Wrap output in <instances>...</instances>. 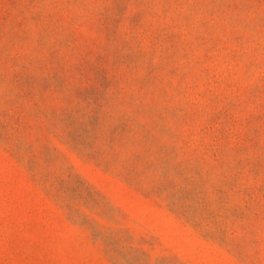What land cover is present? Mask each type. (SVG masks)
I'll return each instance as SVG.
<instances>
[{"label": "rangeland", "instance_id": "1", "mask_svg": "<svg viewBox=\"0 0 264 264\" xmlns=\"http://www.w3.org/2000/svg\"><path fill=\"white\" fill-rule=\"evenodd\" d=\"M0 264H264V0H0Z\"/></svg>", "mask_w": 264, "mask_h": 264}]
</instances>
